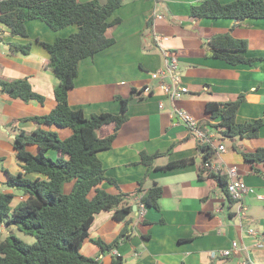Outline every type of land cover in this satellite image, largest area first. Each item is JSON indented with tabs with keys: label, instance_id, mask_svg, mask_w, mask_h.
Here are the masks:
<instances>
[{
	"label": "crops",
	"instance_id": "crops-1",
	"mask_svg": "<svg viewBox=\"0 0 264 264\" xmlns=\"http://www.w3.org/2000/svg\"><path fill=\"white\" fill-rule=\"evenodd\" d=\"M202 1L125 0L111 17L122 20L108 31L115 43L79 63L78 76L68 94L73 109L83 110L87 117L106 112L120 114L122 103L115 97L133 95L127 107L128 120L119 130L112 148L98 154L106 175L130 189L145 177L144 191L155 183L163 188L159 209L145 206L144 210L139 208L138 214L137 204H134L133 232L118 248L103 253L93 242L85 243L82 253L93 257L98 264H112L115 253L123 256L124 264H249L250 260L253 262L250 264H264V163L252 166L234 147L247 152L264 147V126L255 138L221 140L226 150L211 158V170L220 164L219 174L226 177L227 168L236 166L238 179L249 187L244 197L248 209L241 228L235 215L236 206L230 205L228 193L216 179L208 178L207 173L200 175L203 164L200 143L181 118L171 115L172 104L151 75L163 67L161 46L179 51L176 55L179 71L189 93L175 102L177 108L207 125L214 123L206 113L208 102L241 97L237 122L264 118V19L196 20L190 16V10ZM231 1L234 0H221L223 3ZM157 8L160 10L157 13L164 18L153 25L152 15ZM26 27L28 36L12 35L0 22V80L26 79L35 92L45 97L44 103L36 99L25 102L11 98L0 87V193L11 192L17 197L21 192L5 184L8 172H23L14 139L21 130L28 133L36 130L39 125L30 118L49 113L57 104L55 87L59 80L47 66L50 55L40 42L52 43L78 30L76 24L53 30L40 19L28 20ZM153 31L159 35L161 46L156 44ZM224 33L247 40L249 47L244 55L258 59L251 65H231L207 57L208 39ZM14 42L32 43L31 53L14 52L10 48V43ZM42 128L56 131L62 139L72 133L68 128L45 125ZM104 130L113 132V125L105 126ZM27 149L38 152L35 145H28ZM56 153L49 151L52 157ZM143 153L165 155L157 157L149 170L141 162ZM190 157L195 159L191 164L160 168ZM73 185L74 182L66 183L64 191L70 192ZM103 187L117 193L108 182ZM133 200L136 202L137 198ZM143 221L150 224L141 229L139 223ZM124 226V222L113 218V212L103 211L96 215L90 237L111 243ZM233 241L239 242L236 253L229 257L218 254L230 248Z\"/></svg>",
	"mask_w": 264,
	"mask_h": 264
},
{
	"label": "trees",
	"instance_id": "trees-1",
	"mask_svg": "<svg viewBox=\"0 0 264 264\" xmlns=\"http://www.w3.org/2000/svg\"><path fill=\"white\" fill-rule=\"evenodd\" d=\"M125 0H0V22L5 24L12 35L28 36L26 22L40 19L53 30H59L76 24L78 30L67 37H58L54 42H40L48 51L50 58L47 66L57 79L55 87L56 106L45 115H36L30 119L39 127L31 133L21 130L14 139V148L23 172H8L5 183L8 188L21 192V197L11 192L0 193V264H98L93 258L82 253L86 242H93L103 253L112 252L121 242L127 240L133 232L135 219L134 204L139 202L146 207L160 208L159 199L163 188L157 183L143 189L144 179L130 189L120 185L116 179L108 177L98 154L112 148L119 130L128 120L129 98L116 96L122 103L120 114L109 112L92 114L87 117L83 110L73 109L68 94L74 87L78 76L79 63L93 58L98 52L112 46L115 38L108 31L121 23L120 17L111 19ZM190 16L196 20L206 18H228L238 22L246 19H264V0H234L223 3L221 0H203L191 7ZM206 56L219 59L231 65L253 64L258 58L244 55L249 44L245 39L233 37L230 33L219 34L208 39ZM14 52L25 55L31 53L32 43H10ZM173 55L179 51L173 50ZM2 92L11 98L25 102L36 99L44 103L45 97L35 92L26 79L13 81L0 80ZM135 90L133 91V93ZM243 99L241 97L226 102L210 101L206 104L209 116L208 125L221 140L236 138H255L264 126V118L239 123L237 112ZM56 126L72 130L69 137L62 139L56 131L43 129L42 126ZM113 125V132L104 130ZM35 145L37 153L27 149ZM203 153L200 175L207 173L208 178L216 179L228 193L230 205L235 201L229 194L227 179L215 173L205 164L211 161L214 151L199 144ZM245 161L252 166L264 163V147L247 152L234 146ZM57 151L52 157L49 151ZM165 155L143 153L141 162L151 170L154 160ZM194 158H184L167 163L161 169H170L194 162ZM159 168V169H160ZM74 182L70 192L64 191V185ZM112 184L117 193H110L103 185ZM137 198L136 202L133 200ZM17 200L15 203L14 200ZM103 211L113 212V218L125 223L116 239L106 243L90 237V229L97 214ZM150 224L139 223L141 229ZM3 226L9 234L3 239ZM12 227L35 238L28 244L11 233ZM143 235H146L143 232ZM112 264H124L123 256L114 254Z\"/></svg>",
	"mask_w": 264,
	"mask_h": 264
},
{
	"label": "built area",
	"instance_id": "built-area-1",
	"mask_svg": "<svg viewBox=\"0 0 264 264\" xmlns=\"http://www.w3.org/2000/svg\"><path fill=\"white\" fill-rule=\"evenodd\" d=\"M162 18H164L163 14H159L156 11H153V23ZM153 32L156 44L161 46L159 35H157L155 31ZM161 48L164 57L163 67L153 72L151 75L153 80L157 81L159 87L164 92V95L170 100L172 104L171 115L181 118L189 133L192 134L199 141V143L211 148L214 151L215 155H220L221 152H224L226 150V146L221 142V139L219 138L217 133L210 127L211 125L202 124L201 121L197 118L188 114L186 111L180 110L176 107L175 102L189 93V88L187 86H184L182 83V76L179 71L178 57L176 55H173L171 50L165 49L162 46ZM159 107H163L161 102L159 103ZM205 165L209 168H212L211 161L206 162ZM213 170H215V172L217 171V173H221V165L217 164L213 167ZM226 178L228 191L232 199L235 201V215L239 219L240 226L242 228V221L245 219L248 209L247 206H245L244 197L248 193L249 187L243 180L238 179L236 166L227 168ZM140 208L144 210L145 205L143 203L140 204ZM249 232L253 236H256V233L253 230H249ZM238 249L239 242L233 241L230 248L220 250L218 251V254L223 257H229L236 253ZM250 263L253 262L250 260L249 264Z\"/></svg>",
	"mask_w": 264,
	"mask_h": 264
},
{
	"label": "rangeland",
	"instance_id": "rangeland-1",
	"mask_svg": "<svg viewBox=\"0 0 264 264\" xmlns=\"http://www.w3.org/2000/svg\"><path fill=\"white\" fill-rule=\"evenodd\" d=\"M159 11H160V10L157 8V11H156V12H159ZM180 66H181V69H182V63L180 64ZM2 192H3V191H2ZM17 200H18V199L14 200L15 203L17 202ZM246 204H247V203H246ZM246 204H245V206H248V205H246ZM234 205H235V204H234ZM2 231H3V239H5V238L8 236L9 232H8V230L6 229L5 226H3ZM11 233H13L15 236H17L18 238L22 239L24 242H26V243H28V244H32V243H34V241H35V238H34L33 236L28 235V234H25L24 232L20 231V230H19L18 228H16V227H12Z\"/></svg>",
	"mask_w": 264,
	"mask_h": 264
},
{
	"label": "clouds",
	"instance_id": "clouds-1",
	"mask_svg": "<svg viewBox=\"0 0 264 264\" xmlns=\"http://www.w3.org/2000/svg\"><path fill=\"white\" fill-rule=\"evenodd\" d=\"M153 20V19H152ZM153 22V21H152ZM154 24V23H153ZM219 174V173H218ZM227 179V178H226ZM140 204H142L141 202H139V204H137V208H138V214H139V208H140ZM145 205V204H144Z\"/></svg>",
	"mask_w": 264,
	"mask_h": 264
},
{
	"label": "water",
	"instance_id": "water-1",
	"mask_svg": "<svg viewBox=\"0 0 264 264\" xmlns=\"http://www.w3.org/2000/svg\"><path fill=\"white\" fill-rule=\"evenodd\" d=\"M136 209H137V206H136Z\"/></svg>",
	"mask_w": 264,
	"mask_h": 264
}]
</instances>
